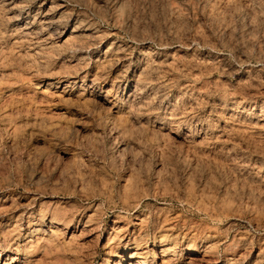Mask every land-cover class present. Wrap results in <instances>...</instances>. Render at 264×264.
<instances>
[{"label": "rangeland", "instance_id": "rangeland-1", "mask_svg": "<svg viewBox=\"0 0 264 264\" xmlns=\"http://www.w3.org/2000/svg\"><path fill=\"white\" fill-rule=\"evenodd\" d=\"M118 261L264 264V0H0V264Z\"/></svg>", "mask_w": 264, "mask_h": 264}, {"label": "bare ground", "instance_id": "bare-ground-1", "mask_svg": "<svg viewBox=\"0 0 264 264\" xmlns=\"http://www.w3.org/2000/svg\"><path fill=\"white\" fill-rule=\"evenodd\" d=\"M110 240H111V239H110ZM136 263H137V262H136ZM116 264H120L119 261H118V263H116ZM138 264H142V263H138Z\"/></svg>", "mask_w": 264, "mask_h": 264}]
</instances>
